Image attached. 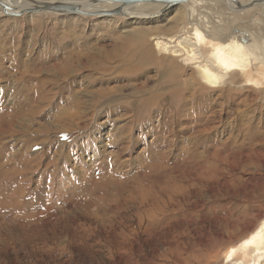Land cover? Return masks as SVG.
<instances>
[{
    "label": "rangeland",
    "instance_id": "rangeland-1",
    "mask_svg": "<svg viewBox=\"0 0 264 264\" xmlns=\"http://www.w3.org/2000/svg\"><path fill=\"white\" fill-rule=\"evenodd\" d=\"M227 5L201 0L147 20L0 14V264H198L264 217L260 60L210 88L154 49L194 7L212 27L204 55L240 28L264 58V6ZM173 67L180 88L191 82L175 97L188 104L167 112V96L147 119L144 90ZM34 82L49 101L10 118Z\"/></svg>",
    "mask_w": 264,
    "mask_h": 264
},
{
    "label": "bare ground",
    "instance_id": "bare-ground-1",
    "mask_svg": "<svg viewBox=\"0 0 264 264\" xmlns=\"http://www.w3.org/2000/svg\"><path fill=\"white\" fill-rule=\"evenodd\" d=\"M33 1L36 3L47 2L51 4L53 3L70 4V5H75L84 11L112 10L120 6L118 4H112V3L98 4V3H91V2H86L82 0H1L0 3H2L7 8L6 12L8 14H11V13L15 14V13L21 12L22 10L35 8L36 5L33 3ZM200 1L201 0H191L185 4L197 3ZM226 2L230 7L229 10L231 12L236 11V10L244 11L242 7L248 4V3L238 2V0H226ZM185 4H182V5H185ZM142 5H145L147 7H150V5H152L153 10L155 12L139 10L140 8L138 9V7ZM166 10L167 9H165L164 6L156 4V3H146V4L139 3V4H133V5H128V6L123 7L122 15L127 17L128 19L133 18V19H146L147 20V19L158 17L159 15H162L163 13L166 12ZM195 12L196 11L194 7H192L190 11L186 13L184 12L185 21L184 23L182 22V24L179 26V29L175 35L165 37V38H161L163 35L161 37H153L154 49L157 51V53H159L162 56L164 55V56L177 59L183 66L191 67L193 70L196 71V75H197L196 77H198L202 83H204L210 88H218L222 86L224 82L229 78L230 74L234 72L246 73L248 68L251 67L250 66L251 62H253L254 60H260L261 66L264 67V63H263L264 58L259 57L261 53L259 56L256 55L258 53V52L256 53V49H258V47L253 39L252 32H246V30L243 31L240 28L234 29L233 34L229 36V39L227 37L228 40H226V42L224 43L221 42L220 44L217 43L213 45L211 51H209L207 55H204L202 52V45L205 42V40H208L207 38L212 37V36L206 35V32L211 31L212 27L209 22H206L201 17L197 18ZM0 14L1 15L3 14V8L1 6H0ZM53 14H56V13H53ZM199 24H205L203 31L199 29L200 27ZM188 26H193V27L197 26V27L193 28L192 32L188 33ZM172 30H174V28ZM242 33L247 34V37H246L247 40L245 43H242L240 41V38L242 37ZM211 40L215 41V39H211ZM262 49H264V47ZM151 58L152 57H150L149 54L147 53L146 56H143L142 58H140L138 63H140V61L147 63L152 60ZM66 61L67 60H64L63 62L65 63ZM60 67L61 66L56 68V72H58L62 76H67L68 75L67 68L61 69ZM140 67H143V66H140ZM130 68H132V66ZM157 69L159 70L160 67ZM140 72L141 71H139V73ZM167 72L165 71L161 72V75H162L161 79L158 81L157 85L153 86L152 89L149 87L147 90L146 89L144 90L145 95L143 96V98H145V100L144 99L140 100L142 102L141 103L142 105L137 107L138 109L137 111L141 112L142 109H145L144 111H147L146 109L150 108L147 113L148 115H146L147 119L149 118L151 111H153L152 110L153 107H156L159 103H161V101L165 100L167 96L170 99L172 98V101L171 100H170L171 102L169 101L170 103H168V106L166 108L167 112L169 109V111L174 110L175 112L179 113L182 110V108L185 106L184 103L188 104V102H185L184 100L183 102L181 101L179 102V100L177 99H180L181 96L183 97L184 94L186 93V91H184L183 89L189 90L191 88V82H189L188 84L185 81V83L181 86L183 88L182 89L180 88L178 68L173 67L171 70H168ZM259 72H260L259 74H260L261 79L264 80V74H263L264 72H261V71ZM193 80H194V77H193ZM246 80H247L246 82L252 83V80L250 79H246ZM146 82L147 81L145 80L143 87L144 86L147 87V85L145 84ZM25 83L27 84L26 81ZM153 89H154V92L155 90L157 91L155 93L153 92L155 95L152 96L151 94H152ZM147 91H149L150 93ZM19 92H20V97H22V99H19L17 97L19 99V102L17 100L18 103L15 102V105H13V107L10 108L12 110L11 113H14V114L10 113L11 114L10 118L14 117L15 114L23 113L24 114L23 116H25V113L27 112L28 113L30 111L35 112V110L39 109L40 106L43 105V103L45 102L47 103L49 101L47 100V96H46L47 93L43 89L42 82H34L31 85H28L27 89L23 91L20 90ZM146 93H148V95H146ZM175 97L177 99H175ZM111 100L112 99L106 100L104 104L110 103ZM69 102L71 104H73L74 102L72 107H74L76 111L79 112L80 106L77 107L78 103L76 105L73 99L71 101H68V103ZM154 110H156V108ZM157 111L159 112V109H157ZM199 111L198 113H200ZM78 112L74 113L75 116H77L76 114H78ZM164 112L166 113V111ZM155 114H157V112ZM67 115H69V113ZM10 121H13V120L10 119ZM198 264H264V217L260 218L259 221L255 223L253 226L251 225V227L247 228L236 240L228 243V245L226 246V248L224 249L222 253L217 252L215 255L210 256L208 260L199 261Z\"/></svg>",
    "mask_w": 264,
    "mask_h": 264
},
{
    "label": "water",
    "instance_id": "water-1",
    "mask_svg": "<svg viewBox=\"0 0 264 264\" xmlns=\"http://www.w3.org/2000/svg\"><path fill=\"white\" fill-rule=\"evenodd\" d=\"M1 1V0H0ZM86 2L91 3H112V4H118V6L115 9L112 10H101V11H84L80 9L79 7L75 5L70 4H64V3H47V2H34L36 5L35 8L22 10L21 12L15 13V14H8L6 12V7L0 3V6L3 8V14L6 16L11 17H21L24 14H33V13H56L61 15H71V16H81V17H90V18H103V17H121L122 15V8L128 5L133 4H146V3H156L159 5L164 6L165 9H172L177 6H180L182 4H185L191 0H82ZM263 5L264 6V0H252L248 4L244 5L242 9L246 10L249 8H252L254 6ZM247 34L242 33V37L240 38V41L242 43H245L247 40Z\"/></svg>",
    "mask_w": 264,
    "mask_h": 264
}]
</instances>
